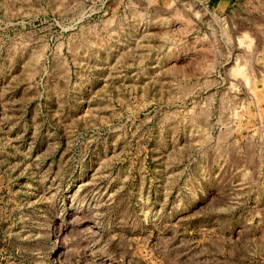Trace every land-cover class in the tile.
Segmentation results:
<instances>
[{
	"label": "rangeland",
	"instance_id": "obj_1",
	"mask_svg": "<svg viewBox=\"0 0 264 264\" xmlns=\"http://www.w3.org/2000/svg\"><path fill=\"white\" fill-rule=\"evenodd\" d=\"M0 264H264V0H0Z\"/></svg>",
	"mask_w": 264,
	"mask_h": 264
},
{
	"label": "crops",
	"instance_id": "obj_2",
	"mask_svg": "<svg viewBox=\"0 0 264 264\" xmlns=\"http://www.w3.org/2000/svg\"><path fill=\"white\" fill-rule=\"evenodd\" d=\"M208 6L218 11L227 9L230 5L234 4L236 0H204Z\"/></svg>",
	"mask_w": 264,
	"mask_h": 264
},
{
	"label": "bare ground",
	"instance_id": "obj_3",
	"mask_svg": "<svg viewBox=\"0 0 264 264\" xmlns=\"http://www.w3.org/2000/svg\"><path fill=\"white\" fill-rule=\"evenodd\" d=\"M236 59V58H235Z\"/></svg>",
	"mask_w": 264,
	"mask_h": 264
}]
</instances>
